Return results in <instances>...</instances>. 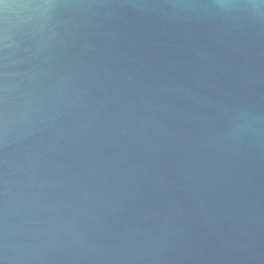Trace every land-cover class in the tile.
I'll return each mask as SVG.
<instances>
[{
    "label": "water",
    "instance_id": "95a60500",
    "mask_svg": "<svg viewBox=\"0 0 264 264\" xmlns=\"http://www.w3.org/2000/svg\"><path fill=\"white\" fill-rule=\"evenodd\" d=\"M0 264H264V0H0Z\"/></svg>",
    "mask_w": 264,
    "mask_h": 264
}]
</instances>
